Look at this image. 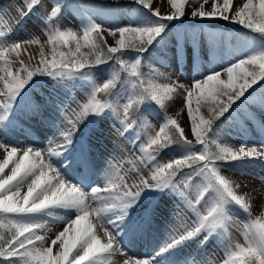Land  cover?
<instances>
[{
  "label": "snow or ice",
  "instance_id": "6c2138e0",
  "mask_svg": "<svg viewBox=\"0 0 264 264\" xmlns=\"http://www.w3.org/2000/svg\"><path fill=\"white\" fill-rule=\"evenodd\" d=\"M167 2L171 10L162 15L153 0H129L138 12L127 24L104 28L88 17L82 20L80 31H74L61 29L56 23L63 7L68 6L57 0L39 17L46 40L34 34L23 40L14 38L33 12L43 7V0H20L23 6H14V15L0 22L3 264H115L111 257L118 252L128 256L123 264H195L182 261L177 255L179 250L190 242L199 241V246H205L217 237L223 243V264H264V213L253 217L248 195L239 191L241 185L221 173L222 168H229L246 174L245 170L256 162L264 169V145L257 148L241 144L234 148L216 139L217 130L225 122L239 124L252 119L250 106L258 104L264 112V89L259 97L250 95V90L255 92L264 83V0H243L239 4L236 0H197L198 7L192 0ZM208 4L210 8L205 7ZM185 17L200 26L213 56L232 37L205 33L208 21L235 23L258 35L246 37L245 58L220 71L210 61L208 74L200 72V79L193 77L190 87L178 80L158 83L155 78L163 74L155 70L152 78L145 81L141 71L145 57L162 45L170 24L182 22ZM105 33L114 44H108ZM181 39L196 43L195 34L189 37L185 32L181 37L176 33L177 62ZM30 45L39 46L35 67L21 58L22 51L26 52ZM196 51L194 47V55ZM29 59L36 57L29 53ZM109 61L118 64L124 74L114 73L97 84L93 71ZM44 78L60 90L38 101L34 93L42 87L40 81ZM78 80L90 85L86 102L69 95L68 85ZM118 81H126L132 89L122 106L115 99L120 95ZM102 95L113 99L110 102ZM175 95L183 96L194 140L188 138L177 118L167 115L159 131L151 134L146 129V140L137 135L133 141L134 147L139 145V166L133 168L135 182L109 174L103 186H91L97 169L89 144L80 136L81 125L110 112L119 124L117 134L125 136L135 130L142 113L156 106L164 108ZM57 116L63 118V123L57 121ZM33 119L54 133L43 149L25 146L12 135L17 129L29 133L30 127L21 121ZM260 131L264 133V121ZM210 144L215 145V152L209 150ZM196 145L203 150H197ZM173 146L183 154L161 163L160 153ZM194 177H202L203 181L197 184ZM161 193L174 197V216L183 205L185 213L191 214L190 223L178 221V227L150 255L131 254L132 241L142 238L154 222ZM54 210L63 212L59 220L64 226L50 238L46 218ZM239 213L247 216L242 243L226 235V225L234 222ZM101 230L102 236L98 234Z\"/></svg>",
  "mask_w": 264,
  "mask_h": 264
},
{
  "label": "rangeland",
  "instance_id": "374dc122",
  "mask_svg": "<svg viewBox=\"0 0 264 264\" xmlns=\"http://www.w3.org/2000/svg\"><path fill=\"white\" fill-rule=\"evenodd\" d=\"M56 2L57 0H43V7L36 12H33L27 23L28 25H26V31L18 35L15 34L14 38L16 40H23L34 34L39 36L41 40H46V35L41 32L39 17ZM59 2H63L62 4L70 2L75 3V8L77 9V13L75 15L71 12V10H66L64 8L60 14L59 20L56 21L61 29L69 28L74 31H80L82 20L88 17H90L96 23L103 25L104 28H108L110 25L118 24L122 26L127 24L130 20L135 19L138 12V10L134 9L129 3V0H119L118 3L117 0H59ZM161 2L162 0H158V2L157 0H153L154 6L160 9L162 15H166L167 13L163 14V9L165 8L160 6ZM164 2L165 6L169 5L167 0H164ZM192 2L195 6H199L197 0H192ZM219 2L222 3V0H219ZM236 3H243V0H236ZM8 4H12L14 6H23L21 5L20 0H9ZM170 7L171 6H168V8ZM205 7L210 8V4L205 5ZM188 11L190 12L191 8H189ZM185 32L189 34V37H191L192 34H195L196 43H184L183 39H181V55L179 61L177 62L176 33L183 37ZM204 32L223 34L225 36H231L232 39L223 45L222 51L219 54L213 56L210 51L207 38L205 35L201 34L200 26L197 25L196 22L190 20L188 17H185L182 22H173L170 24L168 30L164 34L165 40L162 42V45L153 49L145 57L143 66L141 68L143 73L142 78L145 81L149 80L152 78L153 70H155L156 72L163 74L162 76H157L155 78L156 82L158 83H172L173 81L178 80L180 84L190 87L193 77L200 79V72H202L204 75L208 74L210 61L215 64L216 70L220 71L222 68L229 66L231 63H235L239 59L245 58V54L248 52V49L245 47L246 37L249 35H258L250 33L249 30L243 29L238 24L225 22L219 19L206 22L204 26ZM105 39L108 44H114L112 38L107 36L106 33ZM194 47L197 50L195 55L193 53ZM30 51L31 50L26 51L27 60L25 63L35 67L39 55L33 54ZM29 52L33 57H36V59L30 60ZM114 73H119L120 75L124 74L123 70L119 68L118 64L109 61L106 64L99 66V70H94L92 76L93 80L97 84H102L107 79L111 78ZM40 83L42 84V87L37 88L36 94L34 93L38 101L41 100L42 97L47 98L49 93L60 90L58 86H54L47 78L41 80ZM117 83L120 85V88L118 89L120 95L115 99H118L122 106L123 103L127 102L129 96L132 93V89L126 81H118ZM73 84L75 86H73ZM68 87L69 95H74L77 100L86 102L88 92L90 90V85L87 82L83 80L74 81L70 83ZM125 88L127 91H125ZM261 89H264V83H261V85L256 88L255 92L250 90V95L259 97ZM179 91L182 92L183 90ZM101 98L109 99L110 102L113 99L104 97L103 95ZM172 100H180L183 103V96L175 95ZM249 110L253 113L252 119L242 120L239 124H237L235 121H233L231 124L225 122L217 130L216 139L219 143L226 144L234 148H238L241 144H246L247 146H256L257 148H260L262 145H264V133H261L260 131L261 122L264 121V112L259 110L258 104L250 106ZM167 115L169 114L164 108L161 109L159 106H156L153 110H151V112H144L141 114L140 119L134 125V131H129L125 136H119L116 131V129L119 127V124L115 120L114 116L109 112L103 117L96 118L94 122L88 123V130H90L92 133L91 134L89 132V136L91 139L98 140V145H102L103 147L108 144L109 137H113L111 139L113 140L112 143L114 145H121V147H124V139L126 138L130 142L134 141L137 135H140L146 140V129L150 130L151 134L159 131V126L161 123H163L164 118ZM47 129L48 127H45L43 131L45 132ZM12 135L16 141L18 139L20 141H27L25 137L23 138V136H18L15 132H13ZM82 138L85 140V142H87V136ZM188 138L194 140V137L192 136H189ZM26 143L27 142H23L21 144L25 145ZM33 143L32 144L37 148H41L43 146V144L40 142ZM98 148L100 147L98 146ZM130 148L133 156L132 158L128 159V163L130 162V164L134 167L139 166L137 160V156L139 155V145L134 147L132 144ZM196 148L197 150H203L202 146L200 145H196ZM209 150L215 152V145L210 144ZM182 154L183 153L180 149L173 146L172 148L165 149L160 153L159 161L161 163H167L170 159L179 158V156ZM188 171L189 170L186 168L185 172ZM143 173L145 175L148 174L146 169H143ZM221 173L227 176L234 183L240 184V188H245V185L243 184L242 179L240 180V178L243 176L253 178L257 182L260 195L259 206L253 217L264 213V169H262L259 162H256L254 165L248 167L245 170L246 174H242L240 171H232L229 168H222ZM194 180L197 184H200L203 181V178L194 177ZM99 185H101V183ZM193 195H195V192ZM157 202L163 204L159 205V207L165 206L169 209V211L172 212L176 205L174 197L169 196L167 193H161ZM180 207V213H185L183 205H180ZM246 220V214L239 213L236 215L234 217V222L230 221L226 225V235L233 241H239L242 243L243 222H246ZM208 245L214 248L213 251L219 253V255L222 257V261L225 259L223 243L220 237L215 238L212 242L205 246L208 247ZM205 246H199L200 251L205 250ZM144 248L145 245L143 246V249ZM152 251H154L153 248ZM152 251L149 250L147 253L143 252V254L141 253L135 255H150ZM0 264H3V258H0Z\"/></svg>",
  "mask_w": 264,
  "mask_h": 264
},
{
  "label": "bare ground",
  "instance_id": "6f19581e",
  "mask_svg": "<svg viewBox=\"0 0 264 264\" xmlns=\"http://www.w3.org/2000/svg\"><path fill=\"white\" fill-rule=\"evenodd\" d=\"M8 3L9 0H0V22H2L9 15H14V5ZM160 6L166 9L170 5L165 6V2L164 0H162ZM165 9H163V14H168L170 12L171 7L167 10ZM26 25L23 28L19 29L15 34L18 35L25 32ZM27 50H31V53L39 55L38 45H30L27 47ZM26 56L27 53L22 51L21 58L24 61L27 60ZM18 66L19 65H17V67ZM164 109L169 115L177 118L181 127L185 128L187 136H191V126L190 122L188 121L187 110L186 108H184L183 103L180 100H172L166 103ZM177 113H179V115H177ZM57 121L59 123H63V118L57 116ZM21 123L25 126L30 127L31 131L29 133H24L17 129L14 132L18 136H23V138L25 137L27 141H20L19 139L17 141L21 143L27 142L25 144L26 146L35 144L33 142H40L41 144H43V146L41 147V149H43L48 142V138L54 135L50 128H48L44 132L43 129L45 128V126H42L40 123H38L36 119H33L31 121L22 120ZM88 123L89 121H85V123L81 125L80 136L81 138L85 136L88 137L87 143L91 148V156L94 161L95 168L97 169L96 174H94L93 177V185L91 186H95L100 183V186H103L104 180L109 174L113 176H125L127 177L128 183L135 182L137 177L135 172L133 171L134 166L131 165L130 162L128 163V159L132 158L133 156L130 148V146L133 144V141L129 142V140L126 138L127 140L124 139L125 146L121 147V145H114L112 143L113 140L111 139L113 137H109L108 144L105 145V147H103L102 145H98V140L91 139V137L89 136V132L91 133V131L88 130ZM98 146L100 148H98ZM3 154V149H0V159L3 158ZM241 179L243 181V184L245 185V188H239V191L242 194L246 193L248 195L252 204V213L254 215L257 212L260 202L259 188L257 182L251 177L248 178L243 176L242 178H240V180ZM86 190L90 191V187ZM159 205L163 204L157 202L155 219L154 222L151 224L149 230L143 235L142 238L132 241L130 245L131 254H143V252L147 253L149 250L152 251V248L155 250L157 247L160 246L162 242L168 239L172 230L178 227V221L183 220L190 223V213L186 214L183 212H179L176 213V215L174 216L173 212L169 211L167 207H159ZM62 215V211L54 210L53 215L51 217L46 218L48 221V228L51 230L47 233L50 238H54L55 234L58 231L62 230L64 224L59 220V217ZM98 234L102 236V230ZM48 243H50V239ZM144 245L145 248L143 249ZM213 250L214 248L208 245V247L205 246V250L200 251L199 241H197L195 243L190 242L184 248L180 249L177 255L182 261H195V264H223L222 257L219 255V253ZM127 258L128 256L123 255L122 252H118L111 257V260L114 261L115 264H123V260Z\"/></svg>",
  "mask_w": 264,
  "mask_h": 264
},
{
  "label": "trees",
  "instance_id": "16d2710c",
  "mask_svg": "<svg viewBox=\"0 0 264 264\" xmlns=\"http://www.w3.org/2000/svg\"><path fill=\"white\" fill-rule=\"evenodd\" d=\"M63 3V2H61ZM87 3V2H86ZM66 5H68L67 7H63V9L65 8L66 10L69 9L71 10V12L75 15L77 13V9L75 8V3H64Z\"/></svg>",
  "mask_w": 264,
  "mask_h": 264
}]
</instances>
